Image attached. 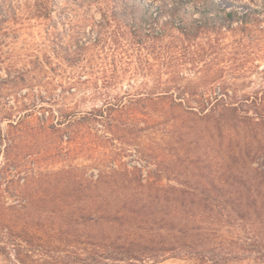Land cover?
<instances>
[{
  "label": "trees",
  "instance_id": "16d2710c",
  "mask_svg": "<svg viewBox=\"0 0 264 264\" xmlns=\"http://www.w3.org/2000/svg\"><path fill=\"white\" fill-rule=\"evenodd\" d=\"M56 5V0L33 1L31 11L34 18L45 21L46 37L43 59L37 57L32 68L26 72L18 69L8 52L0 48V69L7 72L6 77L0 76V123L6 121L9 127L6 134L0 128L5 166L13 170L25 162L30 167L23 191L30 190L32 195L37 178L44 185L65 190L72 183L73 169L43 174L44 166L49 162L57 164L60 156L71 160L78 138L95 137L94 131H101L91 127L95 119L105 118L102 133L115 136L118 126L112 120L117 113L146 116L147 113L136 112V107L155 105L166 120L164 129L175 131L178 120L187 118L189 112L184 111L188 109L192 115L213 121L221 132L236 138V145L225 152L219 196H212L213 189L198 193L190 184H185V189L163 184L172 175L164 167V158L147 162L155 168L146 170V177L144 168L148 166L101 171L98 181L108 179L116 186H134L133 196L144 199L136 198L131 205L145 202L140 210L166 207L172 217L170 223L177 230L168 244L156 248L119 244L117 238L109 236L103 241L94 236L91 247L85 253H75L73 262L163 264L172 255L170 258L187 264H226L232 258L206 255L208 248L204 245L212 239L208 231L219 232L223 225L244 220L258 234L264 230V0L258 7H237L223 0H70L63 7L81 9L97 5L102 18L94 22L96 34L73 31L67 34V42L52 16ZM6 22L5 18L1 21L2 29ZM2 29L1 36L9 34L10 29ZM53 65L74 70L63 81L70 89L95 86L92 99L103 98L108 105L106 110L78 117L67 110L42 107L43 118L30 121L21 116L13 120L11 107L1 103L5 92L25 82L26 74ZM84 74L87 77L83 79ZM124 83L128 86L124 87ZM117 86L124 92L113 95ZM62 125L65 130H61ZM125 127L128 133L139 132L135 125ZM63 132L68 134V151L57 142ZM240 134L244 135L243 145L238 139ZM19 142L26 143L23 153L16 152ZM106 214L99 218L84 215L81 221L84 225L121 226L127 217L122 212ZM11 222L10 218L0 217V252L16 242L12 239ZM19 238V246L29 243ZM254 245L250 250L254 259L264 262V245Z\"/></svg>",
  "mask_w": 264,
  "mask_h": 264
},
{
  "label": "rangeland",
  "instance_id": "374dc122",
  "mask_svg": "<svg viewBox=\"0 0 264 264\" xmlns=\"http://www.w3.org/2000/svg\"><path fill=\"white\" fill-rule=\"evenodd\" d=\"M33 1L0 0V23L4 18L8 20L3 23V29L0 27V31L4 28L10 29L6 36H1L3 33H0V48L8 52L17 68H21L24 72L32 68V62L37 57L43 59L44 55L42 49L46 37L45 21L34 18L31 11ZM56 1L62 6L56 5L57 8L53 10L52 16L57 30L65 35L66 42L69 40L67 34H72L73 31L85 35L96 34L97 28L94 22L102 18V12L97 5L68 9L63 6L70 0ZM223 1L237 7H258L263 2V0ZM69 18L72 20L70 21ZM72 70V68L65 69L53 65L46 70L32 71L30 75L26 74L25 82L18 88L5 92V100L1 103H7L8 107H11L15 121L21 116L30 121L43 118L42 107L47 110L49 108L57 111L67 110L78 117L88 112L106 110L108 105L103 98L92 99L95 86L70 89L68 84L63 83ZM6 75L7 72L0 69V76L6 77ZM31 77L35 80L31 81ZM86 77L87 74L82 76L83 79ZM44 82H53V84H44ZM150 84L152 85V82ZM98 85L104 86L101 83ZM127 86V83H124V87ZM123 92L124 89L117 86L114 87L112 94L118 95ZM136 108V112L139 110V113L148 115L117 113L112 121L118 126V131L115 136L108 135V137L102 133L105 118L95 119L91 127H97L101 131H94L95 137L78 138L71 160L60 156L57 164L49 162L44 166L43 174L50 170L55 172L63 168L73 169L74 181L72 180L65 190H61V187L51 188L42 184L43 181L37 178L34 195L30 190L23 191L31 169L25 162L13 170L6 167L2 144L0 217L12 220L11 227L14 231L12 239L16 242L7 245V249L0 252V264H77L73 262L74 254L85 253L84 250L90 248V243L95 240L94 236H98V240L106 239L108 236L117 238L119 244L126 245L131 243L136 246L156 248L168 244L177 229L171 225L172 217L166 207L160 205L140 210V207L146 203L141 201L138 206L131 205V202H136V198L144 199L143 196H133L134 186L129 184L116 186L108 179L98 181L101 171L109 173L111 168L123 171L132 170L133 166H148L144 168V177H146V170L155 168L153 164L147 162L152 160L155 162L157 157L164 158L167 160V166L164 167H168L172 175L171 180H164L163 184L180 189H185V184H190L198 193L213 189L212 196L215 198L219 196L217 189L222 184L225 152L232 145H236V138L230 137L231 135L226 131L221 132L213 121L192 115L188 109L184 111L189 112L187 118L178 120V129L167 131L164 129L166 120L163 119L158 106ZM178 112L182 113L180 110ZM48 115L49 111L46 112V116ZM57 120L58 118H55V122ZM0 125L2 133L6 134L9 129L7 122H1ZM131 125H135V130L139 132L128 133L125 126L129 128ZM60 128L65 130L64 125ZM67 135L65 132L61 133V139L57 141L63 146L64 151L69 150ZM243 137V134L238 137L242 145ZM25 151L26 143L19 142L16 152ZM260 162H263V159ZM38 172L35 171V174ZM144 182L146 183L147 180L145 179ZM29 201L30 204L27 203ZM68 204L71 206L69 207ZM74 208L76 210H73ZM108 212L112 214L122 212L127 217L121 222V226L106 223L84 225L81 221L84 215L85 218L89 214H92V218L95 216L99 218L107 215ZM241 224H246V227H241ZM228 225H223L219 232L208 231L212 239L204 245L208 248L206 255L232 258L226 264H264L255 260L254 253L250 251L258 242L264 245V230L258 234L245 220ZM19 236L29 243L23 242L22 246H19L18 243L21 242ZM170 256L172 255L167 256L168 259L163 264H187L184 260Z\"/></svg>",
  "mask_w": 264,
  "mask_h": 264
}]
</instances>
